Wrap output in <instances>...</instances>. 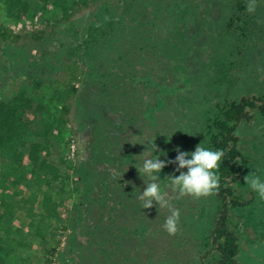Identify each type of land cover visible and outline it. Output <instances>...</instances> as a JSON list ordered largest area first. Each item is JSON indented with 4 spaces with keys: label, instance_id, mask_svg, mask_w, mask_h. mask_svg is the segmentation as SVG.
Returning <instances> with one entry per match:
<instances>
[{
    "label": "trees",
    "instance_id": "16d2710c",
    "mask_svg": "<svg viewBox=\"0 0 264 264\" xmlns=\"http://www.w3.org/2000/svg\"><path fill=\"white\" fill-rule=\"evenodd\" d=\"M0 1L4 16L12 20L21 19L28 7V0ZM38 1L41 11L48 15L45 23L49 28L45 34L42 30L32 33L31 37L46 45L43 41V35H46L53 41V46L25 62L33 73L40 68L61 69L62 65L56 66L55 63L62 58L67 60L65 67L82 63L80 82L95 119L87 134L84 154L78 157L79 150H76V162L60 170L58 163H48L38 156L42 144L31 139L47 136L54 123L65 124L67 105H60L53 120L35 122L30 112L37 111L40 105L36 103L34 106L32 98L20 89L9 100L0 101V154L10 161V168L30 167L29 175L36 189L51 187L55 181L54 188L59 195L68 186L75 192V202L64 209L66 227L71 228L66 240L70 254L68 264H139L145 260V255L136 253L137 247L148 244L152 249L147 252V257L151 256L149 264L166 260L173 261L171 264H182L173 255L165 258L164 251L159 249V242L166 232L163 229L165 211L155 208L156 205L143 209L137 199L146 187L144 179H147L134 176L137 171L132 150L136 136L148 126L145 117L148 110L155 109L165 100V104L176 100L182 102L184 108L174 110L171 123L167 125H164V114L156 130L152 131L157 140L148 135L145 137L147 145L155 143L157 151L152 147L151 152L164 156L172 153L171 150L176 149L183 138L185 145L190 141L187 132L190 120L185 119L192 112L188 110V99L182 94L190 79L185 77L198 81L201 74L205 75L203 70L212 67L215 41L228 35L247 38L253 27L248 23L253 19L258 23L257 5L250 13L247 9L249 0H224L228 10L222 19L215 20L211 18V0H205V4L203 0H101L94 13L77 23L75 15L98 0ZM248 13L252 15L248 17ZM17 38V34L0 25V40L14 42ZM225 66L221 61L222 73ZM35 75L29 74L34 80L33 89L40 88L46 77L38 75L37 78ZM66 90L72 95L78 88L68 84ZM204 113L198 114L199 143L212 150L221 149L225 155L220 161V183L218 190L211 195V206L204 208L189 204L184 212H180L181 219L187 214L194 215L193 210L201 215L199 230L202 233L199 239L192 238V241L196 243L195 252L202 250L203 253L199 259L191 258L190 262L239 264L235 229L238 224H231V213L249 209L255 202L253 197L245 198L235 189L241 171L248 164L237 145L236 127L252 121L255 114L264 118V92L223 98L212 102L211 110ZM175 167L166 166L159 173L157 182L161 190L169 183L167 176L179 175ZM21 179L28 186L27 177ZM39 194L41 218H57L59 203L51 202L43 191ZM177 195H172L169 203L180 211L177 205L183 203L184 197L176 199ZM29 202L27 211L31 215L36 203ZM5 211H8L7 207ZM148 214L156 218L152 219ZM2 218L0 210V223ZM179 229L172 235V242L168 241V245H175V251L178 242L186 239L185 233L192 231L185 222L179 223ZM155 237L157 240L150 242L149 239ZM9 251H12L9 242L1 239L0 264H14L8 262L16 260L7 258ZM16 264L29 262L26 257H20Z\"/></svg>",
    "mask_w": 264,
    "mask_h": 264
},
{
    "label": "rangeland",
    "instance_id": "374dc122",
    "mask_svg": "<svg viewBox=\"0 0 264 264\" xmlns=\"http://www.w3.org/2000/svg\"><path fill=\"white\" fill-rule=\"evenodd\" d=\"M27 2L28 7L22 18L12 20L4 16L0 1V25L18 35L14 42L0 40V101L9 100L16 91L23 89L34 101V106L36 103L40 105L37 111L30 112L33 114L35 122L41 119L46 122L53 120L54 115L59 113L60 105H67L68 113L65 115L67 119L65 124L54 123L47 136H37L31 139L42 144V148L38 151L40 158H44L46 162L51 164L58 163L60 170H64L66 165L76 162L77 157L74 155L76 150H79L78 157L84 154L83 148L89 128L94 122L95 113L88 108L86 92L80 82L82 63L65 67L67 60L62 58L55 64L56 66L61 64L64 68L62 66L61 69L57 70L40 68L38 72H34L36 73L35 77L38 78V75L46 76L45 81L40 88L33 89L34 80L29 74L34 73L29 70L25 61H30L31 57L37 58L43 50H50L53 41L49 40L46 35H43V41L46 45H42L41 41L37 42L32 39V33L44 30L45 34L47 31L49 27L45 21L48 15L41 11V3L38 0H28ZM204 2L205 0H203V4H205ZM100 3L101 0H98L94 5L78 12L74 17L76 22H81L94 13ZM210 5L211 18L215 20L217 18L222 19V15L228 10V4L226 6L224 0H211ZM256 5L258 23L256 24L254 19L248 23L253 26L247 33L249 36L243 39L228 35L215 41V48L211 54L212 67L203 70L205 75L201 74L198 81L193 82L190 77H185L187 80L190 79L182 90V94L188 99V110L192 112V115L190 114V117L185 119L190 120L189 131L187 132L190 133L191 139L186 141L185 145L183 138L179 142L180 150L190 153L200 144L198 114L209 112L212 102L220 101L223 98H237L242 94L264 92V0H256ZM247 15L249 17L252 14L248 13ZM62 27L61 25L60 28ZM241 39L244 41L242 42ZM221 61L226 64L223 73L221 72ZM182 78L184 77L182 76ZM68 84H73L78 88V91L69 95L66 90ZM165 102L166 100L155 109H150L145 113L148 126L136 136L132 159L135 161L137 171L134 176L142 178L141 180L143 177L140 176L137 167L142 166L144 159L149 156L154 157V154L161 160L174 159L177 155L176 149H172V153H166L164 156L162 153V155L157 152L152 153L153 145H147L148 142L145 138L149 135L156 141L157 138L152 136V131L156 130L157 124L162 121L160 118L166 114L164 125H167L171 123L173 111L184 108L182 102L179 103L176 100L168 101L166 104ZM173 116L175 117V115ZM187 132L184 134L186 138ZM236 135L238 136V148L247 159L248 164L241 171L235 189L240 191L245 198L253 197L255 202L253 207L249 209H240L236 214L231 213V224L233 226H236V222L238 224L235 228L238 237L237 259L239 264H264V200H260L257 193L251 190L244 180L246 175L255 171L264 180V118L255 114V118L249 123L238 124ZM9 162L6 157L0 154V210L3 212L0 223V240H7L12 248V251L7 253V258L16 259L6 260L16 264L20 257L22 259L26 257L29 264H68L70 254L66 240L71 234V228L66 227L64 209L75 202V192L68 186L59 195L54 188L55 181L52 182L51 187L42 186L41 190H38L32 182L33 178L29 175L30 167L13 169L9 167ZM166 166L170 169L175 167L172 164ZM23 176L27 177L28 186L24 185L25 183L21 179ZM145 178L148 180V177L145 176ZM40 191L48 195L51 202L59 203L56 207L57 218L55 216L41 218L42 213L38 206L41 202ZM162 192L166 194L168 200L175 194L171 190L170 182L164 185ZM29 200L36 203L31 215H28L27 211L30 204ZM210 203H212L211 195L199 199L186 196L183 198V203L177 206L180 208L179 212H184L189 204L209 208ZM153 205L156 203L154 202ZM5 207L8 211H5ZM171 207L174 208L172 205ZM155 208L158 206L156 205ZM161 210L165 211L163 218L166 220L170 210L160 208ZM192 212L194 215L187 214L182 219L180 217V222H185L192 231L185 233L187 234L184 237L186 239L178 242L179 246L176 251L174 250L175 245H168V241L172 242V235L167 232L163 234V238L159 242V249L164 251L165 258L168 259V256L173 255L182 264H192L190 259H199L200 254L203 253L202 250H199V253L195 252L196 243L192 241V238L199 239L198 237L202 233L201 229L199 230V217L201 218V215L198 212L196 214L194 210ZM148 216L152 219L156 218L153 214H148ZM149 240L151 242L157 238ZM137 248L136 253L141 252L145 255V260L138 263L149 264L151 256L147 257V252H152L150 244ZM133 250L136 251L135 248ZM47 259L50 262H47ZM171 262L173 261L166 260L160 264H171Z\"/></svg>",
    "mask_w": 264,
    "mask_h": 264
},
{
    "label": "clouds",
    "instance_id": "9594fccd",
    "mask_svg": "<svg viewBox=\"0 0 264 264\" xmlns=\"http://www.w3.org/2000/svg\"><path fill=\"white\" fill-rule=\"evenodd\" d=\"M256 0H249L247 5L248 11L254 12ZM190 134V133H189ZM238 134V133H237ZM153 148L157 151V146L153 144ZM177 155L174 159L161 160L158 156L144 159L142 166L137 167L141 177L144 179L146 187L138 195L137 199L141 202L143 209H150L155 202L159 208H168L170 214L167 216L163 229L169 235H175L179 231L180 212L178 209L171 207L166 194L162 192L159 173L168 164L175 165V172L179 175L167 176L171 190L178 193L176 199L190 196L194 199L213 195L219 188L220 177L218 175L220 161L224 157V151L221 149L212 150L205 148L202 144H198L192 152L180 150L176 148ZM166 155V153L164 154ZM191 158H188V157ZM183 169H187L183 171ZM245 183L257 193L260 200H264V180L255 172H250L244 177Z\"/></svg>",
    "mask_w": 264,
    "mask_h": 264
}]
</instances>
